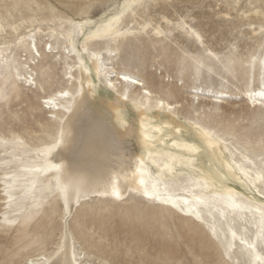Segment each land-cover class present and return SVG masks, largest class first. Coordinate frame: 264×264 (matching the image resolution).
Instances as JSON below:
<instances>
[{"label": "rangeland", "instance_id": "374dc122", "mask_svg": "<svg viewBox=\"0 0 264 264\" xmlns=\"http://www.w3.org/2000/svg\"><path fill=\"white\" fill-rule=\"evenodd\" d=\"M221 1L218 0V3ZM75 2L76 0H0V88L7 85L9 90L13 91L15 86V90L19 92L18 96H12L10 105L0 106V224L21 218L26 207L34 201L41 199L47 201L44 205L46 214L35 221L29 229L17 228L13 225L8 232L0 230V262L16 260L19 264H26L30 259L28 261L39 260L43 263L47 257L56 252L65 231L70 234L72 247L75 242L78 246L83 244L91 249L90 240L83 228L86 223L88 231L95 226L121 240L131 239L134 236L140 237L157 250L161 247V244L157 242V236H163L166 231H171L178 233V243L169 244L167 247L175 252L178 259L191 260L193 256H198L209 264H250L247 256L232 252L237 245L230 246L226 241L229 228L233 226L239 231V224L245 223L243 220L231 221L228 216L217 214L219 222L213 218H210L209 222L203 217L201 222L195 216L188 215L193 209L185 207L183 211H180L173 209L171 205L164 206L158 202H150L141 196L135 197L134 193H129L122 200L117 201L96 197L85 198L70 212L67 211V219H65V207L56 188L40 186L37 183L32 186L33 190L30 194L29 190L32 187L22 184L24 167L13 160L14 154H22L25 160H29L33 153H41L44 142L54 143L57 139V125L46 117L48 113L42 109L40 99L55 90L68 87L65 73L69 59L65 57L64 34L71 30V26L62 24L61 17L79 21L76 19ZM216 2V0H155L154 7L148 13L154 19L146 22L160 23L164 26L161 22L162 15L167 16L173 23L184 20L196 30L199 29L210 38H214L212 43L218 51L224 50L222 45L225 42L233 40L241 51H250L254 45L247 39L248 36H252L249 25L244 22L247 19L237 18L240 11L233 10L229 12L228 18L221 17L218 11L225 9L219 7L223 3L218 6ZM117 3L123 4L125 0H103V4L107 7L93 9L89 19L97 21ZM197 3L201 7L193 11L185 20L180 13ZM36 4L45 5L46 9L34 7ZM240 5L245 9L248 6V0H241ZM138 14L141 16L139 20L145 21L144 15ZM230 17H236V19L228 24ZM197 20L200 23L194 27L193 22ZM253 22L256 26L258 25V20ZM94 29L93 27L91 30ZM241 30L246 33V36L241 35ZM164 33L166 37L160 38H155L152 34L143 35V52L139 57L134 55L137 48L135 40L128 39L123 45L118 46L117 55L109 64L108 77L112 79L117 77L111 69L112 66L118 71L134 72L140 77L144 86L159 90L162 97L168 101L169 99L178 101L176 105L181 107L175 112L176 115L181 116L186 123H189L188 120L191 118L193 126H196L197 111L203 110L199 117L200 123L215 129L217 135L224 139L230 148L240 152L241 149H245L250 153L249 156L255 157L258 162L257 145L261 137L257 119L259 108L248 106L240 100L241 92L246 87V77L253 75V69L246 74V64L237 61L232 75L230 77L225 75L222 78L220 73L223 69L216 65L213 58L210 63L205 64L203 72L196 78H193L196 76L193 68L186 76L184 86L180 87L181 81L177 79L172 82L169 76L170 72L175 74L174 64L170 62V57L165 55L169 42L173 53L179 50L181 56L186 53L189 58L200 56L206 61L207 52L211 49L202 46L199 40L187 36L180 28L165 30ZM24 35H30L25 37L27 42L32 36L34 37L41 57L35 51L31 53L28 50L25 41L20 38ZM50 44H52L51 48ZM95 46L107 45L97 43ZM209 67H212V72H209ZM31 69L32 72H36V74L33 73V77L38 82L37 88H29L25 79L17 78L18 73L20 77H24L26 71L30 72ZM218 80H222L225 89L229 91L226 98L228 100L217 108H213L212 104H202L196 111H192L196 101L193 103L192 95H190V91L194 90L193 86H210L220 89L222 86L218 84ZM252 80V85L258 84L256 77L255 79L252 77ZM125 112L127 111H123ZM17 114H19L18 118H16ZM166 144L161 148L178 153L172 140L167 138ZM124 150L126 153L135 154L142 148L133 140H129ZM183 157L186 160L191 159L188 155ZM195 168L198 169L196 166ZM190 171V167L177 163L173 169L175 181L178 184L186 183L189 179L187 174ZM165 175L164 177H169L173 173ZM12 178L16 179L15 186L8 188L10 195H6L5 183L12 185ZM49 189L56 190L55 197ZM223 190L224 188L220 185L211 186L209 194L221 193ZM183 195L188 193H182ZM52 209L56 210L54 221L50 219ZM188 224L193 226L191 231L186 230ZM246 227L250 228L249 223H246ZM38 231L43 233L44 242L35 245L33 237ZM240 233L241 236L255 243L260 253H264L262 250L264 245L256 243L257 239L254 238L251 230ZM87 255L98 256L99 253L90 250Z\"/></svg>", "mask_w": 264, "mask_h": 264}, {"label": "bare ground", "instance_id": "6f19581e", "mask_svg": "<svg viewBox=\"0 0 264 264\" xmlns=\"http://www.w3.org/2000/svg\"><path fill=\"white\" fill-rule=\"evenodd\" d=\"M216 1L218 6L228 2L238 5L240 12L237 14V18L242 15L245 19L251 17L252 20H257L258 9L249 7L245 11L240 5L241 0H222L221 3ZM149 2L155 5V0H149ZM260 2L261 0H248V5H259ZM233 11L237 12L235 9ZM218 13L223 18H228L230 15L227 10H220ZM140 17L138 13L135 18L132 13H128L127 19L120 23L119 30L121 32L142 31L140 26L142 22L146 21L139 20ZM161 22L164 23V26L156 23V27L152 29L151 34L155 38L161 37L155 35L156 28L163 32L180 28L187 36L196 39L182 25H178L177 22L173 23L165 15H162ZM76 23L79 24L82 21L79 20ZM184 23L188 29L196 31L190 24L185 21ZM248 25L251 35H254L251 31L252 24ZM91 31L95 32L96 29ZM258 32L259 22L256 27V33ZM29 36L24 35L20 38L27 41L25 37ZM88 36V32L78 31L73 34L71 30L64 34L65 57L69 59L65 73L68 87L55 90L40 99L42 109L48 113L46 117L57 125L56 141L54 143L44 142L41 153H33L29 160H25V156L19 153L14 154L13 157L15 162L24 167L25 173L21 182L23 181L22 184L26 187H32L38 183L45 187L52 186L57 189V185H59L64 188L65 193H61L58 189L57 191L64 207L67 204L68 212L85 198L122 200L125 195L129 194L130 188L143 187L141 181L154 182L158 176L164 178L165 174L169 172L165 169L167 161L162 158L161 154L188 155L193 158V154L187 153L183 145L197 143L201 140L198 128L183 121L181 116L176 115V111H171L168 100L164 97L161 100L162 94L159 90L150 89L141 82L133 83L131 79L123 78L126 74L138 76L134 72L118 71L112 66L111 69L117 77L115 79L108 77L109 64L115 59L118 46L128 41L126 37H118L113 40L86 39ZM97 43L107 46L96 47ZM26 45L31 53L35 51L41 57L33 36ZM51 47L52 44H50ZM43 50L46 51V45ZM246 68V74L250 73L252 67L246 65ZM33 73L36 74L31 69L30 72L26 71L24 74V77L33 78L31 84L25 80L29 88H37L38 85ZM252 77L253 75L246 77V87L241 92L240 100L248 106L260 109L261 100H264V97L257 95L253 101L249 98L246 90L251 89L259 93V66L255 70V77L258 80V84L255 86L252 85ZM217 82L225 88L222 80ZM193 88L190 95H192L193 103L196 100L194 107L197 105L200 107L202 104L221 106L228 100L226 99L229 93L227 90L222 94V99L217 100L212 96V92L217 91L219 94V89L199 85L193 86ZM199 93L202 95L198 96ZM129 102L131 103L129 104ZM123 111L127 112L123 113ZM186 135L188 137H185ZM167 138L174 142L178 149L177 154L171 152L170 149L161 148L163 145H167ZM129 140L140 145L143 151L135 152V154L126 153L124 148ZM221 141L215 151L209 148L194 155L199 161L195 165L199 171L211 173L215 181L214 186L220 185L224 190L221 193L209 194V188L212 185L204 188L197 187L193 183L192 191L208 196L210 202L209 207L193 205V209L202 211L203 218L209 222L210 218L219 222L217 214L228 216L231 221L234 219L245 221L244 224L242 222L239 224V231L233 226L229 228L226 241L230 246L237 245L232 252L247 256L250 264H264V253H260L256 249L255 243L241 236L240 233L251 230L254 238L257 239L261 228V213L264 212V194H261L259 188L255 186L259 181L255 179L256 173L253 164L248 163L252 157H245L237 149L230 148L224 139ZM250 172L252 173L251 177L247 175ZM194 180H200L201 184L203 183V178L200 176ZM113 187L120 193L119 199L112 195ZM32 190L33 187L29 190L30 194ZM65 195L67 200H65ZM213 196L217 198L214 203L211 201ZM182 197L188 199L191 197V193ZM246 223H249L250 228L246 227ZM242 229L243 231H241ZM65 243L67 259H71L73 247L70 234L67 231L62 237L60 245ZM56 253L57 250L41 264H52L56 260L63 264L65 257L58 256ZM28 260L26 264L32 261Z\"/></svg>", "mask_w": 264, "mask_h": 264}, {"label": "snow or ice", "instance_id": "6c2138e0", "mask_svg": "<svg viewBox=\"0 0 264 264\" xmlns=\"http://www.w3.org/2000/svg\"><path fill=\"white\" fill-rule=\"evenodd\" d=\"M107 7V5L103 4V0H76L75 7L77 11V18L82 23H76L75 19H69L61 17V23L67 24L71 26V32L74 34L76 32H88L89 36L86 39L91 38H105L109 40L116 39L118 37H126L129 40H135L137 44L136 51L134 55L139 57V55L143 52V35H150L152 33V29L155 28L154 23L150 22H142L141 30L138 31H125L121 32L119 30V25L123 20L127 19V14L132 13L135 18L137 13L143 14L145 17V21H152L154 18L148 15L151 12V9L154 7L148 0H125V3L119 4L117 3L114 7H110L107 12L104 13L103 16L99 17L97 21H91L89 19L90 15L93 12V9L98 7ZM34 7L38 9H46L45 5L36 4ZM201 5L192 4L188 9H185L180 14L184 16V19L187 20L188 17L192 14L193 11L200 8ZM219 7L224 8L225 10L231 12L235 9L239 12V6L233 4L231 2L220 5ZM249 7L257 8V17L256 19L259 22V32L256 33V23L253 22L251 17H249L244 22L247 24H252V33L254 35L248 36L247 39L253 42L254 47L251 50L241 51L235 40L232 42H225L222 47L223 51H218L212 43L214 38H210L208 34L197 29L196 31H192L188 29L187 25L183 20H178V25H182L186 31L189 32L190 35L194 36L197 40H199L202 46L211 49L207 52V61L200 56L189 58L187 54L181 56L180 51L177 50L175 53L172 52L171 45L167 47L165 55L170 57V62L175 66V74L169 73L170 79L172 82H175L177 79L181 81L180 87L184 86L185 78L190 74L192 69H195L196 76L198 77L204 70L205 64L210 63L214 58L216 65H219L223 71L220 73L223 78L225 75L229 77L233 73L234 65L237 61L242 64L250 65L253 69V79H255V70L257 66H259V74H260V91L256 93L251 89H246L248 91L249 98L251 100H255L257 95L264 97V0H261L259 5L249 4L245 7V11ZM215 11V9L213 10ZM55 15V13H53ZM111 17V19H109ZM39 19V18H37ZM236 19V17H230L227 21L228 24L232 23V20ZM240 19H244L241 15ZM167 23V21H164ZM200 21H194L193 26ZM95 28L96 31L92 32L91 29ZM155 35L166 37V34L161 31L159 28H156ZM241 35L246 36L241 30ZM27 44V41H25ZM163 62V61H161ZM209 72H212V67L208 68ZM18 79H25L29 84L32 83L33 78L28 77H20L19 73L17 74ZM125 80L131 79L133 83L141 82L139 76H130L126 74L123 77ZM247 83V80H246ZM226 91L224 87L219 89V94L217 91L212 92V96H214L217 100L222 99V94ZM19 95V92L15 90V86H13V91H10L7 85L3 88H0V106L10 105L12 96ZM67 95V93H65ZM202 95V93L197 94ZM163 97H161V100ZM178 99V98H177ZM170 105L171 111H179L181 106L176 105L174 99H169L168 101ZM198 108V105L195 106L192 111ZM213 108H217L216 105ZM201 111H197V122L196 127L201 133V140L197 143L186 144L183 145L186 152L189 154H193V158L185 159L183 156H176L171 153L169 154H161L162 158L167 161L165 163V169L169 173H173L172 176L161 178L160 176L154 182H145L141 181L143 187L130 188L129 193H134L135 197L143 196L147 198L150 202H158L160 205H171L173 209H179L183 211L185 207L189 209H193V205L196 206H204L209 207V197L198 192L192 191L193 183L197 187L207 188L209 185L214 187L215 181L211 176V173H202L198 169L195 168V165L199 162L198 158L195 157L194 154L205 151L206 149H212L215 151L216 147L222 142L220 136L217 135L215 129L210 126H206L199 122V117L201 115ZM212 111V109H209ZM255 111V110H254ZM19 114H17V117ZM258 123L261 129V137L258 142L257 147L259 148V161L256 162L255 157H252L248 161V163H252L254 167V171L256 173L255 179L259 181L258 184L253 183L256 187L259 188V192L264 194V100H261V107L258 112ZM189 123H193L191 118L188 120ZM179 130V129H178ZM239 147V146H238ZM242 155L245 157L249 156L245 149H241ZM176 163L184 164L186 167H190L191 171L187 174L189 179L184 184H178L174 179V166ZM249 177L252 176V173L247 174ZM200 176L203 178V183L201 184L200 180H194V177ZM13 179V184L9 185L7 182L5 183L6 195H10L7 191L8 188L14 187L16 183V179ZM57 189L61 193H65L66 190L59 185H57ZM49 192L52 193V196L55 197L56 190L49 189ZM182 193H191V197L185 199L182 197ZM112 195L120 198V193L116 190L115 187L112 189ZM133 198V196H130ZM216 197H211V201L214 203L216 201ZM231 199V197H229ZM65 200H67V196L65 195ZM79 200V196H78ZM46 200L41 199L39 201H34L30 206H27L24 214L21 218L12 221H5L3 224H0V230L4 232H8L9 228L15 225L17 228L29 229L30 226L37 221L41 216L46 214L45 210ZM232 207H237L236 205H231ZM67 204L65 207V219H67ZM56 214V210L52 209V215L50 219L54 221ZM189 216H195L197 220H201L203 222V212L191 210L188 213ZM87 218H85L86 220ZM86 236L89 238L91 243V249L85 247L83 244L79 246L74 242L73 243V255L71 259H67V245L66 243L63 245L57 246V255L64 256L65 260L63 264H209L208 261L204 260L202 257L193 256L191 260L178 259L177 255L173 250H171L167 245L176 244L178 233H173L171 231H166L163 236H157V242L161 244V247L157 250L151 247L143 238L140 237H132L131 239L125 238L123 240L108 235L105 231L97 229L93 226L91 231L87 230L86 223L83 225ZM193 226L191 224L186 225V230L191 231ZM33 242L35 245H40L44 242V236L42 232H37L33 237ZM257 244L264 245V212L261 213V228L256 240ZM99 253L98 256L89 257L87 253L89 251ZM264 250V249H262ZM83 254V258L81 255ZM0 264H19L18 261L12 260L11 262L5 260L0 262ZM28 264H41L39 260L28 262ZM52 264H61L59 260L53 261Z\"/></svg>", "mask_w": 264, "mask_h": 264}]
</instances>
